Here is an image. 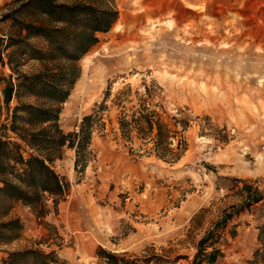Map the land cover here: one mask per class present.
<instances>
[{
	"label": "rangeland",
	"instance_id": "obj_1",
	"mask_svg": "<svg viewBox=\"0 0 264 264\" xmlns=\"http://www.w3.org/2000/svg\"><path fill=\"white\" fill-rule=\"evenodd\" d=\"M12 1L0 0L3 45L15 33L11 18H1L18 5ZM112 4L118 17L76 63L79 76L59 114L64 132L94 116L87 165L75 169V151L64 148L53 167L68 192L56 210L49 198L40 217L12 204L9 215L23 229L0 244V264L26 248L53 251L54 264H199L200 239L224 221L252 225L240 231L239 254L229 264H264V200L247 205L246 198L248 188L264 199V0ZM30 42L43 45L40 38ZM40 68L35 60L18 66L26 74ZM11 73L0 64L2 138L12 136L5 127L17 101L3 93L10 79L16 82ZM143 99L186 143L178 161L148 153L151 143L134 132L122 135L119 119ZM181 121L188 122L184 131Z\"/></svg>",
	"mask_w": 264,
	"mask_h": 264
},
{
	"label": "trees",
	"instance_id": "obj_2",
	"mask_svg": "<svg viewBox=\"0 0 264 264\" xmlns=\"http://www.w3.org/2000/svg\"><path fill=\"white\" fill-rule=\"evenodd\" d=\"M112 1L13 0L11 3L18 5L1 15L2 19L11 18L15 25V33L6 36L4 45L0 43V64L7 65L16 74V82L10 79L3 93L6 101L13 96L17 101L5 127L12 136L0 137V244L16 240L23 229L20 219L9 215L14 202H22L40 217L49 208L46 198L51 199L56 210L65 197L68 183L53 167L64 148L75 151V169L82 171L87 165L86 150L94 116L84 115L77 129L64 132L59 125V114L79 76L76 63L97 43V33L108 31L118 17ZM19 15L37 21L18 18ZM32 38L42 39L43 45L32 44ZM2 50L7 51L6 61ZM30 60L39 62L41 68L28 74L18 70L22 61ZM22 96L33 97L37 102H22ZM171 125L145 99L130 115L119 119L123 136L130 138L134 132L151 143L148 153L174 163L183 155L186 143L176 139L178 131ZM178 126L184 131L188 122L181 121ZM246 196L249 197L247 205L260 199L248 188ZM99 252L105 251L99 249ZM3 262L54 264L57 257L53 251L26 248L9 252Z\"/></svg>",
	"mask_w": 264,
	"mask_h": 264
},
{
	"label": "crops",
	"instance_id": "obj_3",
	"mask_svg": "<svg viewBox=\"0 0 264 264\" xmlns=\"http://www.w3.org/2000/svg\"><path fill=\"white\" fill-rule=\"evenodd\" d=\"M249 197L247 198V202L249 201ZM263 200V198H260L252 204H258ZM242 210L243 207L234 213V215L240 214ZM232 216L233 214H231L229 218ZM251 226V224H243L239 227L238 223L229 224L227 221H224L220 227H217L212 234L205 236L203 241L200 242L197 262H199V264H204V262L206 264H214L216 261L223 260V264H229V261L233 260L231 256L239 254L238 236L241 234L240 231L245 229L249 230ZM259 227L260 226H257V228Z\"/></svg>",
	"mask_w": 264,
	"mask_h": 264
}]
</instances>
